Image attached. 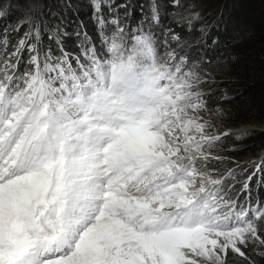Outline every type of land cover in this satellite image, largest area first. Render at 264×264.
I'll use <instances>...</instances> for the list:
<instances>
[{"label":"snow or ice","instance_id":"1","mask_svg":"<svg viewBox=\"0 0 264 264\" xmlns=\"http://www.w3.org/2000/svg\"><path fill=\"white\" fill-rule=\"evenodd\" d=\"M92 6L99 47L86 36L75 67L42 21L0 33V264H253L264 198L213 166L230 133L205 119L212 74L159 0L135 25L127 3Z\"/></svg>","mask_w":264,"mask_h":264},{"label":"rangeland","instance_id":"2","mask_svg":"<svg viewBox=\"0 0 264 264\" xmlns=\"http://www.w3.org/2000/svg\"><path fill=\"white\" fill-rule=\"evenodd\" d=\"M159 1L161 17H166L161 30L167 33L168 29H182L174 32L181 38V48L177 50L212 74L203 85L211 110L205 119L213 125L211 133H230L222 137L215 149L222 161L213 166L221 172L235 169L237 188L252 176V199L264 198V185L260 183L264 181V0L242 7L236 0ZM153 2L115 0L116 4H128L132 13L129 22L133 25L142 16L150 15ZM241 11L247 16L239 15ZM0 13V33L7 30L13 42L23 36L29 25L24 23L18 33L12 32L14 26L28 18L36 23L42 21V46L50 47L56 56L61 55L62 46L74 67L76 58L84 60L86 36L99 47L92 0H0ZM190 14L198 17L191 24L181 19ZM53 33L59 38V45L48 39ZM261 252L264 248L247 250L250 260L264 258Z\"/></svg>","mask_w":264,"mask_h":264},{"label":"trees","instance_id":"3","mask_svg":"<svg viewBox=\"0 0 264 264\" xmlns=\"http://www.w3.org/2000/svg\"><path fill=\"white\" fill-rule=\"evenodd\" d=\"M238 3H239V5L242 7V6H246V5H249L250 3H252V2H255V0H236ZM160 2V1H159ZM242 13H239V15H242V16H244V17H246L247 16V13L246 12H244V11H241ZM238 15V14H237ZM165 18L166 17H161V22H162V28H164V23H163V21L165 20ZM259 18L257 19V21L259 22ZM257 21H256V24H257ZM169 27H171V26H169ZM173 27V26H172ZM175 31V33H179V32H181V30L182 29H179V28H175L174 29ZM177 31V32H176ZM188 37V35L185 37V38H187ZM192 40H196V39H192ZM190 41V42H193V41ZM182 46V45H181ZM178 48H181L180 46L178 47ZM251 260H252V262H253V264H264V258H258L257 260H255V259H253V258H251Z\"/></svg>","mask_w":264,"mask_h":264},{"label":"bare ground","instance_id":"4","mask_svg":"<svg viewBox=\"0 0 264 264\" xmlns=\"http://www.w3.org/2000/svg\"><path fill=\"white\" fill-rule=\"evenodd\" d=\"M219 133H221V131ZM211 134H215V132L214 133H211Z\"/></svg>","mask_w":264,"mask_h":264}]
</instances>
